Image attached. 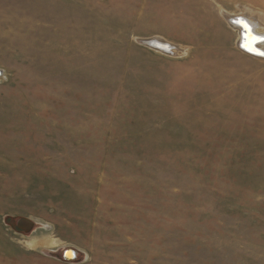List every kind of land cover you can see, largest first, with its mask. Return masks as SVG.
Wrapping results in <instances>:
<instances>
[{
	"label": "rangeland",
	"instance_id": "374dc122",
	"mask_svg": "<svg viewBox=\"0 0 264 264\" xmlns=\"http://www.w3.org/2000/svg\"><path fill=\"white\" fill-rule=\"evenodd\" d=\"M228 16L264 37V0H0V264H264V57Z\"/></svg>",
	"mask_w": 264,
	"mask_h": 264
},
{
	"label": "bare ground",
	"instance_id": "6f19581e",
	"mask_svg": "<svg viewBox=\"0 0 264 264\" xmlns=\"http://www.w3.org/2000/svg\"><path fill=\"white\" fill-rule=\"evenodd\" d=\"M228 18L234 20V23L227 20L229 26L237 32V44L238 47L241 45V50L244 52L254 55V56H263L264 54V37L262 33H259L255 28V20L252 17H239V16H228ZM239 21H244L242 24ZM245 24L247 27H245ZM149 42H152L154 45H157L161 48H170V45L161 38L152 37L146 39ZM67 256H69L67 254Z\"/></svg>",
	"mask_w": 264,
	"mask_h": 264
},
{
	"label": "water",
	"instance_id": "95a60500",
	"mask_svg": "<svg viewBox=\"0 0 264 264\" xmlns=\"http://www.w3.org/2000/svg\"><path fill=\"white\" fill-rule=\"evenodd\" d=\"M228 20L231 21L232 23H234V20H232L230 18H228ZM142 43L146 46H149V47H153V48H156V49H159L162 51L170 52L169 47H168V49L161 48V47L154 45L152 42H149L147 40H143ZM239 47L241 48V45ZM262 57H264V56H262ZM1 75H2V71L0 70V76ZM14 225H15V228L20 230L24 235H28L29 233H31L35 229L36 222L33 221L32 219L27 218V217H18V218L14 219ZM67 254L69 256H67ZM77 255H78V251L76 249L67 247V248H64L61 250L60 258H61V260L66 261V262H73L76 259Z\"/></svg>",
	"mask_w": 264,
	"mask_h": 264
},
{
	"label": "snow or ice",
	"instance_id": "6c2138e0",
	"mask_svg": "<svg viewBox=\"0 0 264 264\" xmlns=\"http://www.w3.org/2000/svg\"><path fill=\"white\" fill-rule=\"evenodd\" d=\"M240 23H242V24H244L245 22L244 21H239ZM245 27H247V25L245 24ZM262 54H264V53H262Z\"/></svg>",
	"mask_w": 264,
	"mask_h": 264
}]
</instances>
